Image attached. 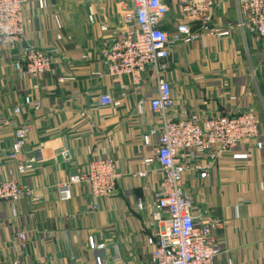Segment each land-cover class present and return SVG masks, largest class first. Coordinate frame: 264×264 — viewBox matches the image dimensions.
Wrapping results in <instances>:
<instances>
[{
  "label": "crops",
  "instance_id": "0c3cea01",
  "mask_svg": "<svg viewBox=\"0 0 264 264\" xmlns=\"http://www.w3.org/2000/svg\"><path fill=\"white\" fill-rule=\"evenodd\" d=\"M37 1L29 0L25 9L34 21L24 43L0 47V181L17 180L39 200L0 203V264H95L90 238L106 248L107 264H151L160 228L151 206L162 194V177L156 166L145 164L155 155L157 138L146 146L143 137L160 122L149 106L155 74L147 70L139 88L128 76L97 75L102 51L126 30L122 5L130 0H46L45 10ZM164 1L171 15L163 28L172 32L177 0ZM212 17L214 28L229 36L203 34L200 41L171 49L164 78L175 108L205 116L253 108L260 134L223 156L207 179L187 174L184 187L201 217L222 222L215 232L221 251L215 264H264L261 47L237 26L232 0H217ZM28 47L47 50L52 75L26 74ZM105 94L113 98L111 106L97 104ZM36 103L41 109L35 110ZM24 126L32 130L13 161L15 134ZM36 150L40 161L20 175L18 166ZM100 158L112 159L122 177L113 195L93 198L88 187L69 179ZM143 171L148 176L137 177Z\"/></svg>",
  "mask_w": 264,
  "mask_h": 264
},
{
  "label": "built area",
  "instance_id": "2783aa9c",
  "mask_svg": "<svg viewBox=\"0 0 264 264\" xmlns=\"http://www.w3.org/2000/svg\"><path fill=\"white\" fill-rule=\"evenodd\" d=\"M217 0H177L175 15L177 23L172 32L164 30L171 9L164 0H130L122 5L125 32L101 53L102 71L98 76H128L133 86L139 88L147 70L155 74L156 89L150 101V109L159 119V125L143 137L146 146L151 138H157L155 155L145 159V164L156 166L162 177V194L151 206L154 220L160 225L156 245L151 253V264H215L221 251L216 230L222 222L213 215L201 217L196 212L193 195L184 187L187 174L207 179L218 161L236 147L255 140L260 134V122L253 108L243 109L231 115H203L178 110L174 105L171 84L164 78L171 49L178 44H191L203 39V34L217 38L229 36V32L213 26L212 11ZM237 6V26L248 32L261 47L264 62V0H232ZM29 0H0V47H17L24 43L26 32L33 24V17L26 14ZM38 9L45 10L46 0L37 1ZM25 72L32 78L53 74V62L47 50L28 47L24 54ZM63 83V77L57 78ZM99 106H111L109 94L99 97ZM41 104H35V110ZM32 128L17 129L11 160L16 161L22 153ZM63 155H67L64 151ZM41 150L18 166L20 175L34 169L41 159ZM147 171L137 174L146 178ZM114 161L100 158L90 161L86 167L70 177L69 183L84 185L93 198L113 195L121 179ZM61 188V186H59ZM28 200L38 204L33 188L17 180L0 181V203ZM137 208L144 210L143 203ZM24 240V234L19 235ZM94 252L95 264H107L104 245L89 239ZM11 264H20L14 261ZM39 264V263H37Z\"/></svg>",
  "mask_w": 264,
  "mask_h": 264
}]
</instances>
